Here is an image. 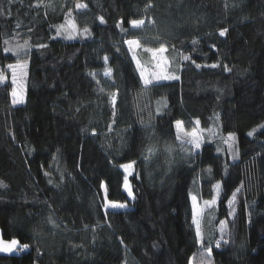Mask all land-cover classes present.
<instances>
[{
	"label": "trees",
	"instance_id": "1",
	"mask_svg": "<svg viewBox=\"0 0 264 264\" xmlns=\"http://www.w3.org/2000/svg\"><path fill=\"white\" fill-rule=\"evenodd\" d=\"M77 2L88 7L76 9ZM37 3L4 0L0 14V236L29 245L0 252V264H200L190 197L203 207L216 182L221 194L202 227L218 239L219 221L227 220L230 243L216 249L213 240L214 264H264V0H151L147 10L149 0ZM69 9L77 31L88 27L91 36H56ZM131 19L145 24L133 29ZM223 28L229 31L221 37ZM133 38L144 48L164 43L180 79L145 89L123 42ZM25 41L19 56L4 52ZM104 56L111 78L103 75ZM192 60L219 66L197 69ZM18 61H28L24 103L13 105L7 65ZM177 119L185 131L200 121L204 143L191 155L183 151L191 145L176 139ZM230 131L236 159L222 139ZM131 161L135 199L123 190L120 168ZM101 182L109 200L128 207L106 214Z\"/></svg>",
	"mask_w": 264,
	"mask_h": 264
},
{
	"label": "snow or ice",
	"instance_id": "2",
	"mask_svg": "<svg viewBox=\"0 0 264 264\" xmlns=\"http://www.w3.org/2000/svg\"><path fill=\"white\" fill-rule=\"evenodd\" d=\"M13 0H7L8 4H11ZM3 3L4 0H0V14L3 13ZM42 3V0H38V3L33 5L34 7H39ZM88 7L87 4L85 3H80L77 2L75 4L76 9H86ZM151 0H149V3L145 6V9L147 10L148 8H151ZM72 16V10L69 9L68 13L65 16V23L57 26L56 28V36H61L62 34L64 35L65 39H75L77 36L80 37H87L91 36L92 33L88 27H84L82 31H77V26L76 23L73 19H71ZM99 20V23L101 25L105 24L106 21L103 16H99L97 18ZM128 23L131 25L133 29H138L141 28L144 24L145 21L144 19H131L128 21ZM149 23H152L151 20H149ZM19 27V25H17ZM116 27L121 29L122 32H127V29H124L122 27L121 22H117ZM31 31V29H29ZM228 28H223L219 30V36L224 37L227 32ZM124 44L128 46V51L132 53V59L136 63L137 71L139 72L140 76V81L144 88H148L149 86H154L155 84L159 83L160 81H175L179 80L180 76L175 74L171 70V66L173 63H175L174 60H169L167 56H165V53L169 51L168 47L164 44L161 43L159 47H146L144 48V51L147 52L152 61L151 68H147L141 64V61L137 58L136 55V49L141 47V43L138 39H125ZM5 44H8V41H4ZM193 45H196L198 43L197 39H193L191 41ZM28 47V41H25L24 45H16L13 47H5L4 52H9L11 51L14 55L19 56L21 50L27 49ZM38 48H46L47 45L45 44H39L37 45ZM173 48L175 47L174 45L172 46ZM211 47L215 48V45H212ZM182 59L184 61H189L190 56L188 55H183ZM103 60L105 62V68L103 75L105 77L111 78L113 74V70L111 67H108V56H104ZM28 61H18L17 63H10L7 65L8 69L11 70V83L13 85L10 96H11V102L13 105L17 104H22L24 103L23 100V87L19 83L20 80L24 78L26 75L25 69L27 67ZM192 63L195 65L197 69L201 67H208V68H217L219 65L218 63H212L209 65H201L199 63H196L195 60H192ZM224 71L228 72L230 69L225 65L224 66ZM90 76H92L93 79H96V73L91 72L89 73ZM5 77L3 75H0V84H2L5 81ZM97 85L100 84L99 80H96ZM100 92H103L104 89L100 88ZM116 98H117V92L113 91L109 94V103L112 105L113 109H115L116 105ZM159 113V110H158ZM113 115H115V110L113 111ZM218 118V117H217ZM196 127H193L191 131H185L184 130V121L177 119L174 122V126L176 129V139L180 141L181 145L183 146L184 144H189L191 145V152L189 151L188 148H183V151L191 155L193 152L196 150H199L201 148V145L204 143L203 140V130L200 129V121L199 119H196L194 121ZM261 128H264V125H261ZM109 130H111V125H109ZM207 131L210 133H213V129L209 128ZM253 131H249L247 135L249 137L253 136ZM95 134V132L93 133ZM214 134V133H213ZM223 143L228 146L229 153L231 155L232 159H236L238 156V150L233 151L235 148V141H236V133L235 132H228L226 137H223ZM148 151L151 153L152 149L149 148ZM220 151V148H217V152ZM147 159V157H145ZM136 161H131L128 163H124L120 165V168L123 169L125 175H124V182H123V190L127 193L128 198L130 199H135L134 192L132 190L131 184L129 182V176L132 175V171L134 169ZM45 176H49L48 172H45ZM138 178V177H137ZM63 180V177H61ZM49 184H52L53 181L49 179ZM0 187H4L3 182L0 181ZM100 188L104 190L105 195L104 199L102 201V206L107 214V212L111 211L113 214H117L120 210L126 209L128 207L127 203H120L116 201H112L108 199V194H107V188L104 185L103 182L100 184ZM212 188L214 190V195H212V198L209 200H204L203 201V207H201L198 202H197V197L196 196H191V201H192V210H191V225L194 226L195 229V237H194V242L196 245H200V264H214V259H213V247L212 243L214 240L215 243V248L220 249L222 244L227 245L230 243L229 240V230H228V221L227 220H220L219 221V238L215 239L212 237L210 234L206 236L203 227H202V219L204 216V211L205 209H211L213 206L217 204V201L220 197L221 194V183L216 182L215 184L212 185ZM240 192V188H236L232 193L231 196L227 199V207L229 209L227 215L229 217L234 216L235 214V204L237 200V194ZM214 219V217L212 218ZM48 222L52 224L54 227L55 221L52 219L51 216L48 218ZM110 226V225H109ZM87 228L88 226L85 225ZM93 231H95V227H93ZM205 240H207V244H205ZM123 243V241H121ZM155 246V245H154ZM29 247L28 244H23L21 245L17 239H12L10 242H4L2 239H0V252L3 253H13L17 250L23 251ZM189 264H192L191 258L189 259Z\"/></svg>",
	"mask_w": 264,
	"mask_h": 264
},
{
	"label": "rangeland",
	"instance_id": "3",
	"mask_svg": "<svg viewBox=\"0 0 264 264\" xmlns=\"http://www.w3.org/2000/svg\"><path fill=\"white\" fill-rule=\"evenodd\" d=\"M143 52H144V54H146V59L147 60H144L145 64H143L142 62H141V64L143 66L147 67V68H151V65H152L151 57H150V55L147 52L144 51V47H140V48L136 49L137 58L140 60V55H143ZM135 65H136V63H135ZM19 83L22 85V83L20 81H19ZM22 87H23V97H24L25 90H24V86L23 85H22ZM0 239H1V236H0Z\"/></svg>",
	"mask_w": 264,
	"mask_h": 264
},
{
	"label": "crops",
	"instance_id": "4",
	"mask_svg": "<svg viewBox=\"0 0 264 264\" xmlns=\"http://www.w3.org/2000/svg\"><path fill=\"white\" fill-rule=\"evenodd\" d=\"M4 242H6V241H4ZM3 253V252H2ZM7 254H9V253H7Z\"/></svg>",
	"mask_w": 264,
	"mask_h": 264
}]
</instances>
